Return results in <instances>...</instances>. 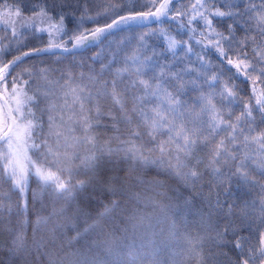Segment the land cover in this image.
<instances>
[{
  "label": "snow or ice",
  "instance_id": "snow-or-ice-1",
  "mask_svg": "<svg viewBox=\"0 0 264 264\" xmlns=\"http://www.w3.org/2000/svg\"><path fill=\"white\" fill-rule=\"evenodd\" d=\"M174 3L175 0H163L157 6V0H150L145 5L148 11L133 9L134 15L113 19L110 24L95 28L89 35L80 33L64 43L50 41L48 48L37 51L63 49L68 52L71 50L66 46L69 42H72L73 49L84 47L90 42L89 36L95 41L130 20L151 18L159 21L175 11L177 16L188 18L181 26L192 33L190 40L197 35L196 26L203 23L206 31L198 33L203 39H196L195 43L203 45L201 52L211 46L220 57L227 59V65L235 68L233 77L243 76L245 82L250 80L253 84L251 98L248 102L239 101L236 87L231 84L232 77L222 81L223 72L211 70L210 62L204 60L201 52L195 53L201 62L199 69H186L183 74L173 72L167 65H150L151 57L141 59L133 53L126 56L124 65L115 70L111 81L102 83L97 75L92 74L88 75L85 83L83 72L61 73L59 79H53L48 68H41L35 76L31 70L25 69L28 79L21 84L20 76L23 74H19L12 80L9 93V66L21 59L15 57L0 68V84L4 85L5 94L4 103L0 106V177L10 184V192L20 195L22 202L15 207L25 214L18 227L8 229L12 233L9 243L12 254L23 256L33 247L37 253L49 257V264H56L51 253L42 252L47 247L43 237L33 239L30 246L26 226L31 224L35 236L53 217L62 215L64 209L53 207L48 215L38 213L35 220L27 218V193L33 177L38 185V189L32 192V201L36 203L41 202L49 192L63 198L77 187L83 188L86 183L83 180L72 183L73 173L80 169L99 173L102 162L113 156L137 165L162 166L170 175L193 186L202 178L199 167L202 164L217 179L223 175L222 168L227 164L234 166L233 175L249 183L252 182V172L259 170V174L264 175V131L253 127L257 113L259 125H264V8L258 9L251 0H248L247 7L236 13L220 10L215 6V0H195L184 10L170 7ZM153 8L155 11H152ZM109 10L106 8L105 12ZM237 15L248 16L254 21V29H247L242 40L236 39L231 25L228 35L218 32L213 26L214 18ZM0 20L5 31L11 28L13 36L17 35V24L24 29L30 27L35 31H48L50 37L53 31L61 38L67 35L64 32V16L60 15L59 20L54 22L52 14L43 6L34 7L32 15L26 17L14 4L0 0ZM46 22L47 28L39 27ZM253 31L254 35H248ZM143 39L141 37V41ZM177 43L175 39H169L168 47L174 55ZM249 47L251 53L248 52ZM192 52L193 48L189 46L187 53ZM105 70L111 72V64L102 66L101 73ZM188 71H196V79L185 80L184 75ZM201 78L202 83L197 84ZM205 84L207 91L203 87ZM257 84L261 87H256ZM190 85L199 91L192 104L182 99L184 90ZM129 96L131 107L128 106ZM105 97L119 111V117L111 109L105 111L101 103ZM41 104L44 106L41 107ZM237 107L241 109L239 115L233 111ZM105 118L112 122L111 127L117 132L120 123L128 125L127 135L109 137L101 142L96 129ZM209 145L211 148L206 158L196 155L201 146L208 148ZM222 184L220 180L215 187L219 189ZM259 203L261 216L264 217V199ZM110 211L106 208L99 215L103 217ZM5 212L9 216L13 212L8 193L0 194V214ZM241 212L248 214L246 208ZM228 230L225 227L224 232H217V238H223ZM204 239L198 234H189L188 237V252L195 255L197 264H209L211 253L204 252ZM234 246L244 253L246 244L243 238L236 239ZM247 253L239 264H264V233L256 245L247 246Z\"/></svg>",
  "mask_w": 264,
  "mask_h": 264
},
{
  "label": "trees",
  "instance_id": "trees-1",
  "mask_svg": "<svg viewBox=\"0 0 264 264\" xmlns=\"http://www.w3.org/2000/svg\"><path fill=\"white\" fill-rule=\"evenodd\" d=\"M7 2L20 8L26 17L31 16L33 8L37 6L48 9L54 22L63 15L64 32L67 33L62 38L59 35L56 40L51 41L50 36L44 31H35L33 28L23 30V27H20L19 36L15 35L12 38L11 28L5 31L1 21L0 43L6 42L9 38L16 40L7 44L5 53L0 51V68L15 57H21L7 76L9 93L12 80L19 74H23L20 76L21 84L24 79H28L25 69L31 70L35 76L41 68H48L53 79H59L61 73L83 72L85 83L89 74L97 75L102 83L111 81L115 70L122 67L126 56L133 53L143 58L144 53L148 56L150 52L153 55L152 61L162 66L167 62L165 56L166 51H169L167 40L170 37L173 36L176 41L177 37L189 41L196 53L201 52L203 47L195 43L196 39H203L198 33L201 30L206 31L202 22L199 26L193 25L197 27V35L190 40L192 33L181 26L186 24L188 18L177 16L173 11L167 18L162 17L159 21L130 20L127 24L122 23L120 27H114L109 31V34L79 47L72 53L37 51L48 48L50 41L64 43L69 37L80 33L89 35L95 28L104 27L113 19L119 20L120 16L134 15L133 9L148 11L145 5L149 4L150 0H7ZM161 2L163 0H157V6ZM193 2L195 0H175L174 5L170 7L184 10ZM251 3L258 9L264 8L262 0H251ZM113 5L115 7H112ZM215 6L222 11L230 10L236 13L248 6V0H215ZM106 8L110 10L105 12ZM230 25L237 40H242L250 27L254 29V21L248 16L213 19V26L224 35H228ZM254 34V31L248 33ZM141 37L144 38L143 41ZM259 39L257 37L258 41ZM204 44H207V40H204ZM66 46L71 47L72 42ZM225 48L227 50L226 45ZM248 52L251 53V47L248 48ZM201 54L205 61L210 62L211 70L223 72L222 81L232 77L231 84L236 87L239 101L248 102L252 96V82L250 80L245 82L243 76L233 77L235 68L227 65V59L220 57L211 46ZM109 64L112 71L105 70L101 73L102 66ZM196 77V73L191 71L185 80ZM200 81L198 79L197 84L202 83ZM19 86L20 84L17 85ZM203 87L204 90H208L206 84ZM256 87L261 86L257 84ZM0 93L5 96L3 84H0ZM198 95L199 91L190 85L184 90L182 99L192 104ZM101 103L105 111L111 109L117 117L120 116L110 99L105 97ZM43 106L41 104V107ZM128 106L131 107L130 96ZM233 111L235 115H239L241 109L237 107ZM255 115L256 124L253 127L257 131H264V125H259V114ZM44 119L46 121L47 117ZM111 123L105 118L96 129L101 142L109 137L127 135L128 125L120 123L117 132L113 130ZM210 148L211 145L208 148L201 146L196 155L206 158ZM199 167L203 175L193 186L190 182L186 183L170 175L162 166L137 165L119 156H113L102 162L99 173L84 169L73 173L72 183L76 184L77 181L83 180L86 182L83 188L77 187L63 198H57L49 192L42 197L41 202L36 203L32 201V192L38 189V185L33 177L30 179L27 193L29 206L27 218L35 220L38 213L48 215L53 207L63 208L64 212L53 217L52 221L43 226L35 236L31 224L27 225L30 246L33 239L43 237L47 247L42 252L51 253L56 264H133V262L197 264L195 255L188 252V237L189 234L191 236L198 234L205 238L204 252L211 253L209 264H239L245 253L242 254L241 250L234 246L235 240L242 237L253 240L264 233V217L261 216L259 203L264 199L262 189L264 175H260L259 170L252 172L250 174L252 182L249 183L238 175H233L235 168L231 164L222 168L223 175L219 179L213 176L210 170L205 169L203 164ZM220 180L223 184L218 189L215 185ZM10 187V184L0 177V194H10L13 204L11 216L7 212L0 214V264H49V257L37 253L33 247H30L23 256H16L9 251L12 233L8 229L18 227L25 219V214L15 207L22 202L21 197L18 193L10 192ZM106 208L111 211L100 217L99 214L105 212ZM245 208L247 215L241 212V209ZM225 227L229 229L227 233L223 238H217V232H224Z\"/></svg>",
  "mask_w": 264,
  "mask_h": 264
},
{
  "label": "rangeland",
  "instance_id": "rangeland-1",
  "mask_svg": "<svg viewBox=\"0 0 264 264\" xmlns=\"http://www.w3.org/2000/svg\"><path fill=\"white\" fill-rule=\"evenodd\" d=\"M151 19V18H150ZM152 20V19H151ZM1 21L2 20H0V25H2L1 24ZM20 27L21 26H19V27H17L16 26V31H17V35L16 36H19V31H20ZM39 27H41V28H47L48 27V24L47 23H44V24H42V25H39ZM30 28V27H29ZM177 28V27H176ZM23 30H25L24 28H23ZM47 35H49V33H48V31H44ZM10 36L13 38V37H15V36H13L12 35V31L10 32ZM50 36V35H49ZM59 37V35H57L54 31H53V33H52V36L50 37V40L51 41H53V39H55L56 40V38H58ZM12 38H9L5 43L6 44H8V43H11V42H13L14 40H16V39H12ZM170 38H172L173 39V36L172 37H170ZM169 38V39H170ZM176 38V37H175ZM169 39L167 40L168 41V44H169ZM176 39H178L177 40V45H179V46H176V48L177 49H175V51H177V54L176 55H174L173 54V51H166V56H165V59H166V63H163V65L162 66H164V65H168L169 66V68H171V70L173 71V72H181L182 74H183V72H184V70H186V69H199V67H200V61H198L197 59H196V55H195V52L193 51L192 53H187V48L190 46V44H189V41L187 42V41H185V40H183V39H181L180 40V38H176ZM5 49V48H4ZM141 54V53H140ZM139 57H140V55H138ZM153 55H152V53H150L149 52V55L147 56L146 55V53H144L143 54V58L142 57H140L141 59H144L145 57H152ZM149 64L150 65H152V64H156V61L155 62H153L152 61V58H151V60L149 61ZM190 72L191 71H188L187 72V74L186 75H184V79L186 78V76L188 75V76H190ZM195 73H196V75H197V72L196 71H194ZM192 79V78H191ZM201 81H202V78L200 79ZM200 81V82H201ZM260 237V236H259ZM259 237H255L253 240H249V239H246V238H244V237H242L243 238V241L245 242V244H246V248H245V251H244V253H245V256H247L248 255V253H247V246H252V245H256L257 243H258V239H259Z\"/></svg>",
  "mask_w": 264,
  "mask_h": 264
},
{
  "label": "water",
  "instance_id": "water-1",
  "mask_svg": "<svg viewBox=\"0 0 264 264\" xmlns=\"http://www.w3.org/2000/svg\"><path fill=\"white\" fill-rule=\"evenodd\" d=\"M137 21H141V20H139V19H137ZM107 33V32H106ZM105 33V34H106ZM89 40L91 41V38H89ZM69 49H71L70 51H68V52H72V51H74L75 49H73V48H69ZM77 49V48H76ZM57 50H59V51H62V52H65V51H63V49H57Z\"/></svg>",
  "mask_w": 264,
  "mask_h": 264
}]
</instances>
